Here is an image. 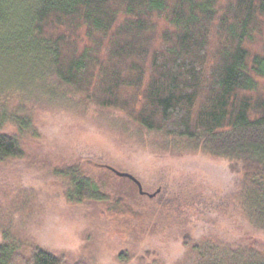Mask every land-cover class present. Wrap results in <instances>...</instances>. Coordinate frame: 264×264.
<instances>
[{
  "label": "trees",
  "instance_id": "1",
  "mask_svg": "<svg viewBox=\"0 0 264 264\" xmlns=\"http://www.w3.org/2000/svg\"><path fill=\"white\" fill-rule=\"evenodd\" d=\"M48 72L98 108L234 162L242 178L230 204L264 231V0H0V91ZM8 122L21 134L32 129L30 120L0 110L2 163L26 157L19 134L4 131ZM57 175L69 183L70 202L132 214L84 161ZM32 193L0 187V195ZM18 198L12 207L24 212L29 200ZM4 220L0 264H70L16 235L14 218ZM184 245L181 264H264L254 247L215 235L186 234Z\"/></svg>",
  "mask_w": 264,
  "mask_h": 264
},
{
  "label": "rangeland",
  "instance_id": "2",
  "mask_svg": "<svg viewBox=\"0 0 264 264\" xmlns=\"http://www.w3.org/2000/svg\"><path fill=\"white\" fill-rule=\"evenodd\" d=\"M14 81L3 83L0 110L30 120L32 129L21 134L6 123L5 132L22 138L26 157L0 162V187L22 185L33 192L0 195V218H14L16 235L70 264H181L186 234L215 235L264 255V231L230 204L242 178L234 162L150 132L120 111L98 108L58 87L49 72L22 85ZM80 160L104 191L127 202L131 215L95 201L68 200L69 183L57 171ZM110 167L156 195L140 194L134 181ZM18 197L29 200L24 212L12 207H19ZM2 238L0 231V243Z\"/></svg>",
  "mask_w": 264,
  "mask_h": 264
},
{
  "label": "water",
  "instance_id": "3",
  "mask_svg": "<svg viewBox=\"0 0 264 264\" xmlns=\"http://www.w3.org/2000/svg\"><path fill=\"white\" fill-rule=\"evenodd\" d=\"M110 169L113 172H115L118 176H120V177H126V178H129L132 181H134L137 184L138 188H139L140 194H142V195H148L150 197H154L156 195V194H149V193L145 192L143 190V187H142V184L140 183V181L136 177H134L133 175H131L129 173H125V172H120V171H118V170H116L114 168H111V167H110Z\"/></svg>",
  "mask_w": 264,
  "mask_h": 264
}]
</instances>
